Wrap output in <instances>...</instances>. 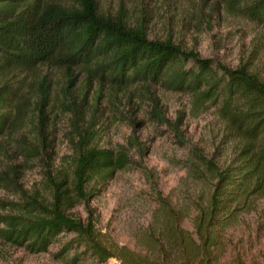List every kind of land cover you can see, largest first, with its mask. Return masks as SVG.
<instances>
[{
	"label": "trees",
	"instance_id": "1",
	"mask_svg": "<svg viewBox=\"0 0 264 264\" xmlns=\"http://www.w3.org/2000/svg\"><path fill=\"white\" fill-rule=\"evenodd\" d=\"M226 3L264 27V0ZM62 68L84 74V85L94 80L120 89L159 85L189 94L197 106L211 102L218 107L228 135L237 141V160L220 168L199 148H190L189 175L208 177L211 184L206 206L196 209L194 233L181 226L188 208L173 207L157 193L151 222L136 236L139 251L104 241L90 203L134 161L125 148L96 145L95 116L84 125L81 106L70 105L72 154L66 166L57 165L55 119L62 100L52 102L43 80L35 77L43 69ZM34 84L35 105L30 99ZM172 128L185 142L178 127ZM129 142L142 151L135 139ZM9 146L27 169L39 164L42 180L30 193L12 177L17 166L0 165V189L17 187L20 194V202L3 203L11 205L0 215L3 242L39 254L61 234H72L61 251L62 256L74 251L72 264L88 259L98 264L110 259L119 264H218L224 229L246 199L264 195V81L245 65L233 69L171 41L151 40L141 26L100 15L97 0H0V156ZM80 206L85 220L70 213Z\"/></svg>",
	"mask_w": 264,
	"mask_h": 264
},
{
	"label": "rangeland",
	"instance_id": "2",
	"mask_svg": "<svg viewBox=\"0 0 264 264\" xmlns=\"http://www.w3.org/2000/svg\"><path fill=\"white\" fill-rule=\"evenodd\" d=\"M97 3L100 15L126 26H141L151 40L171 41L195 51L201 58L233 69L245 65L251 74L264 81V27L242 18L226 0H97ZM72 72L63 68L43 69L35 77L38 82L43 80L44 89L52 94V102L62 100V110L55 119L57 165L66 166L72 154L70 105L81 106L84 125L95 116L96 145L125 148L134 161L128 169L118 172L90 203L104 241L139 251L136 236L151 222L158 206L157 193L173 207L188 208L189 215L181 226L194 233L196 209L206 206L211 184L208 177L195 179L189 175L190 148H199L220 168L237 160V141L228 135L218 107L211 102L197 106L189 94L166 91L159 85L120 89L95 80L84 85L85 75L78 70ZM30 93L31 104L35 105L36 84ZM172 125L178 127L185 142H180ZM130 138L138 142L142 151L129 145ZM4 163H10L4 168L17 166L12 177L16 176L25 190L31 193L40 187L41 167L30 163L27 169L21 165L13 146L0 156V165ZM17 189H0V215L11 209L9 204L3 206L4 202H20ZM70 213L85 220L81 206ZM72 237L61 234L45 253L39 254L0 240V264H72L74 251L64 256L61 253ZM218 254V264H264V195H252L244 201L224 229L223 246ZM77 264L98 263L88 259ZM106 264L119 262L110 259Z\"/></svg>",
	"mask_w": 264,
	"mask_h": 264
}]
</instances>
